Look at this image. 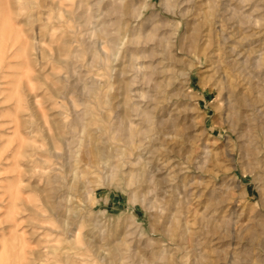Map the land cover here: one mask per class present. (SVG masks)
Wrapping results in <instances>:
<instances>
[{"label": "rangeland", "instance_id": "rangeland-1", "mask_svg": "<svg viewBox=\"0 0 264 264\" xmlns=\"http://www.w3.org/2000/svg\"><path fill=\"white\" fill-rule=\"evenodd\" d=\"M0 264H264V0H0Z\"/></svg>", "mask_w": 264, "mask_h": 264}, {"label": "bare ground", "instance_id": "bare-ground-1", "mask_svg": "<svg viewBox=\"0 0 264 264\" xmlns=\"http://www.w3.org/2000/svg\"><path fill=\"white\" fill-rule=\"evenodd\" d=\"M169 13H170V14H175L174 12H169ZM210 14H211V13H210ZM207 15H208V14H207ZM211 15H212V14H211ZM205 18H209V16H208V17L205 16ZM207 21H208V19H207ZM204 22H205V21H204ZM204 22H203V23H204ZM203 23H202V24H203ZM205 26H206V25H205ZM202 28H203V27H202ZM197 34H199V32H198Z\"/></svg>", "mask_w": 264, "mask_h": 264}]
</instances>
